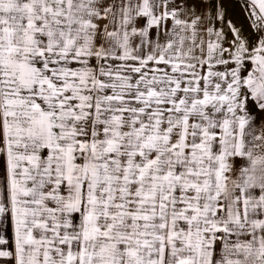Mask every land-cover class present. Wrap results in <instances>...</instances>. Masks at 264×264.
Returning a JSON list of instances; mask_svg holds the SVG:
<instances>
[{
	"label": "snow or ice",
	"instance_id": "6c2138e0",
	"mask_svg": "<svg viewBox=\"0 0 264 264\" xmlns=\"http://www.w3.org/2000/svg\"><path fill=\"white\" fill-rule=\"evenodd\" d=\"M0 264H264V0H0Z\"/></svg>",
	"mask_w": 264,
	"mask_h": 264
},
{
	"label": "crops",
	"instance_id": "0c3cea01",
	"mask_svg": "<svg viewBox=\"0 0 264 264\" xmlns=\"http://www.w3.org/2000/svg\"><path fill=\"white\" fill-rule=\"evenodd\" d=\"M229 16L234 18V19H242L241 14L239 13V9L238 8H233L231 6H229ZM205 39L207 40L208 37L205 35ZM259 131V129H258Z\"/></svg>",
	"mask_w": 264,
	"mask_h": 264
}]
</instances>
